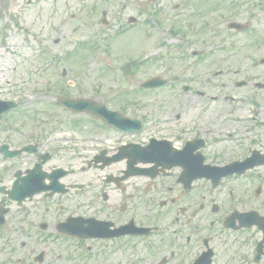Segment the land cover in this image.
Returning a JSON list of instances; mask_svg holds the SVG:
<instances>
[{
    "label": "flooded vegetation",
    "instance_id": "af4514ba",
    "mask_svg": "<svg viewBox=\"0 0 264 264\" xmlns=\"http://www.w3.org/2000/svg\"><path fill=\"white\" fill-rule=\"evenodd\" d=\"M220 1L208 14L222 11ZM227 18L217 20L226 24ZM243 24L253 27L251 20ZM236 76L212 73L227 86ZM157 106L159 118H140L139 132L91 130L79 121L77 131L90 135L38 143L33 154L9 164L0 154V264H223L218 256L224 251L230 255L225 264H264V166L228 175L218 186L216 179L195 177L242 164L255 151L264 160V148L253 141L243 158L218 159L214 149L224 136L198 134L186 125L187 113ZM200 110V117L214 114L208 102ZM7 132L0 129V136ZM15 142L4 145L13 152L21 148L20 136ZM138 151L148 155L137 157ZM15 184L20 189L13 199Z\"/></svg>",
    "mask_w": 264,
    "mask_h": 264
},
{
    "label": "rangeland",
    "instance_id": "374dc122",
    "mask_svg": "<svg viewBox=\"0 0 264 264\" xmlns=\"http://www.w3.org/2000/svg\"><path fill=\"white\" fill-rule=\"evenodd\" d=\"M237 1L222 0V11L208 14V7L220 0H0V99L19 105V113L0 117V129H17V120L27 137L37 129L35 141L52 134L74 136L70 121L89 117L57 104L67 96L95 99L132 117L144 112L127 108L129 103L172 105L187 113V123L198 134L206 130L215 140L233 136L214 149L218 159L243 158L253 141L258 142L256 149L264 148V126L258 127L264 124V89L255 88L264 84V66L254 59L264 56V39L233 33L226 25L206 28L226 15L229 21L251 20L264 30V9ZM194 12L204 16L193 17ZM202 50L208 52L203 59L192 57L193 51ZM220 70L239 74L231 86L221 88L226 79H212V72ZM180 73V85L139 89L153 77L172 79ZM235 80L248 82L247 87L238 88ZM186 85L193 91L182 92ZM197 92L217 100L210 103L211 98ZM254 101L261 105L260 114ZM205 102L214 114L200 117ZM215 110H220L217 115ZM229 256L224 251L218 258L225 264Z\"/></svg>",
    "mask_w": 264,
    "mask_h": 264
},
{
    "label": "water",
    "instance_id": "95a60500",
    "mask_svg": "<svg viewBox=\"0 0 264 264\" xmlns=\"http://www.w3.org/2000/svg\"><path fill=\"white\" fill-rule=\"evenodd\" d=\"M160 84H162V83L155 81V80H152L151 82L146 83L145 86L154 87V86H158ZM61 102H62V104L67 106L69 109H71L75 112L94 113V114L100 116L101 118L105 119L110 124H113V125H116V126H119L122 128L128 129V127L130 128V126L134 125L133 122L126 121V120L124 121V120L119 119V115L117 113L108 112L104 106L93 104L90 101H85V100L74 101V100L64 99ZM9 105L13 106L12 104H9ZM10 106H8V108H6V109L8 110ZM253 166L254 165L249 164V165H246L244 169L246 170V169L252 168ZM205 175L208 177H213L215 175V173L210 170ZM222 175H224V174H219V177H222ZM199 176H201V175H199Z\"/></svg>",
    "mask_w": 264,
    "mask_h": 264
}]
</instances>
